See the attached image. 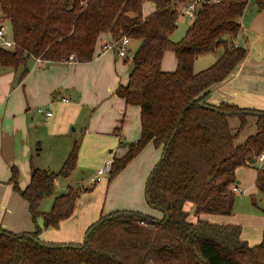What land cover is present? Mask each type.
Listing matches in <instances>:
<instances>
[{"label":"trees","instance_id":"16d2710c","mask_svg":"<svg viewBox=\"0 0 264 264\" xmlns=\"http://www.w3.org/2000/svg\"><path fill=\"white\" fill-rule=\"evenodd\" d=\"M143 1L0 0V12L10 22L15 43L0 46V73L20 69L19 81L31 57L87 62L103 35L128 36L136 45L131 67L127 82L119 83L114 93L126 104L139 106L140 134L126 144L124 155L112 159L108 179L149 142L164 154L145 186L148 204L161 216L115 210L100 215L80 243L39 238L42 227H58L73 212L76 191L55 196L46 212L40 202L53 195L56 178L68 177L75 168L79 140L57 171L31 165L23 188L12 166L9 182L27 201L34 229L16 233L0 227V264H264V226L262 240L249 245L240 238V225L202 218L232 215L235 171L252 165L251 158L258 162L256 187L264 192V110L205 101L208 87L225 79L246 56L247 47L234 44V38L249 0L200 1L177 41L170 36L177 27L179 8L191 0H149L154 8L146 16ZM251 1L257 11L264 9V0ZM217 47L221 52L215 60L195 71V59ZM168 50L176 58L172 71L161 68ZM233 115L240 120L235 131L229 123ZM249 116L255 120V131L236 143ZM186 201L195 205V222L186 219Z\"/></svg>","mask_w":264,"mask_h":264},{"label":"crops","instance_id":"0c3cea01","mask_svg":"<svg viewBox=\"0 0 264 264\" xmlns=\"http://www.w3.org/2000/svg\"><path fill=\"white\" fill-rule=\"evenodd\" d=\"M153 6V2L143 1V15H148ZM244 11L234 44L245 45L246 56L225 79L208 87L205 101L264 110V9L257 11L254 6L248 15ZM111 39L108 34L100 37L93 58L87 62H50L31 57L20 81V69L0 73V227L16 233L34 229L27 201L9 182L12 166L17 169V184L23 188L29 181L31 165L57 171L73 142L79 140L73 171L86 169L91 177L103 162L124 155L126 144L139 137V106L126 104L114 93L119 83L127 82L131 60L128 53L119 57L114 50L101 47ZM135 46L130 41L129 52L133 53ZM175 67V55L168 50L161 68L172 71ZM39 108L50 110L51 116L46 117ZM76 122L78 133L69 129ZM33 140L45 141L52 151L34 158ZM161 152V147L149 142L111 180L107 176L90 186L71 187L69 182L56 178L53 195L40 202L42 211H48L54 197L66 192L64 185L78 196L71 216L61 220L58 227H42L39 238L52 243H80L86 229L100 215L115 210H136L160 217L161 211L146 202L145 186ZM36 221L43 226L42 218Z\"/></svg>","mask_w":264,"mask_h":264},{"label":"rangeland","instance_id":"374dc122","mask_svg":"<svg viewBox=\"0 0 264 264\" xmlns=\"http://www.w3.org/2000/svg\"><path fill=\"white\" fill-rule=\"evenodd\" d=\"M254 8V4L249 0L246 8L245 14L248 15L250 9ZM180 9V8H179ZM192 17L183 10H180V15L177 20V27L172 32L170 38L173 41L179 40L185 33V30L189 23L191 22ZM0 25L4 27L5 36L7 39L11 38V27L10 22L7 18L2 16L0 12ZM221 52V47H217L213 51L199 55L194 62V70L198 71L199 68L206 67L211 61H214L219 53ZM132 52L128 53V56L131 60ZM200 70V69H199ZM43 109V108H42ZM44 110V109H43ZM248 125L243 131H241L236 139V143L243 141L245 137L252 134L255 131V120L253 117L249 116ZM239 118L236 115L229 117V123L232 129L235 131L236 127L239 124ZM78 122L71 124L69 129L74 132H79ZM75 129V130H74ZM31 131V135H32ZM46 139V138H45ZM33 157L37 158L38 154L46 155L48 152L52 151L51 145H45V141L37 143L36 140H33ZM48 141V139H47ZM258 167V162H253L249 166H239L235 171L236 179L238 180L237 187L244 190V193H235V200L233 206V212L230 216H219V215H210L209 217L203 216V219L208 221L215 222H228L235 223L240 225V238L245 240L249 245H255L262 240V231L264 226V192L258 190L255 184L256 178V168ZM90 171L86 169L76 168L69 178L65 179L60 178L64 183H68L71 187L76 185L90 186L92 182L90 181ZM70 181H67V180ZM66 180V181H65ZM68 188L66 185L63 186V191H67ZM147 202V200H146ZM148 204V202H147ZM183 209L187 213L186 219L195 222L197 216L195 214V205L192 202L186 201L183 204Z\"/></svg>","mask_w":264,"mask_h":264},{"label":"built area","instance_id":"2783aa9c","mask_svg":"<svg viewBox=\"0 0 264 264\" xmlns=\"http://www.w3.org/2000/svg\"><path fill=\"white\" fill-rule=\"evenodd\" d=\"M200 1H202V0H191L189 3H186L182 6H180V10L187 12L189 14V16L191 17L195 7L197 6V4ZM210 1L218 2L219 0H210ZM129 42H130V38L128 36L124 35L118 39H111L110 41H106V42L102 43L101 47L103 49L114 50L119 57H125L126 54L129 52V48H128ZM14 45H15L14 41L12 39H7V37L5 36L4 27L0 25V46H2V47H14ZM63 99L67 100L66 98H63ZM38 110L40 112L44 113V115L46 117L51 116L50 110H43L42 108H39ZM259 159L262 160V156ZM111 166H112V159L106 160L105 162H103L101 165H99L95 169L94 174L90 177V181L93 184H95V183H98V182L102 181L103 179H105L111 170ZM232 189L234 190L235 193H243L244 192L243 189H240L237 186H233Z\"/></svg>","mask_w":264,"mask_h":264},{"label":"water","instance_id":"95a60500","mask_svg":"<svg viewBox=\"0 0 264 264\" xmlns=\"http://www.w3.org/2000/svg\"><path fill=\"white\" fill-rule=\"evenodd\" d=\"M199 104L202 105L201 102ZM163 157H164V154H162L161 157L159 158V160L157 161V165L160 163V161L162 160ZM253 162H254V158H251L250 160H248L249 164H251ZM145 198H146V200H148L147 197H145ZM165 215H166V213H165ZM165 217H167V215Z\"/></svg>","mask_w":264,"mask_h":264}]
</instances>
